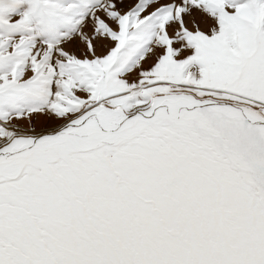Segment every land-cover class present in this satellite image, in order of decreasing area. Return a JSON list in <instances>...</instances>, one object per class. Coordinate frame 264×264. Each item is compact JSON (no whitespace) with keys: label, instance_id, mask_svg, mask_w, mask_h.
<instances>
[{"label":"snow or ice","instance_id":"obj_1","mask_svg":"<svg viewBox=\"0 0 264 264\" xmlns=\"http://www.w3.org/2000/svg\"><path fill=\"white\" fill-rule=\"evenodd\" d=\"M0 264H264V0H0Z\"/></svg>","mask_w":264,"mask_h":264}]
</instances>
